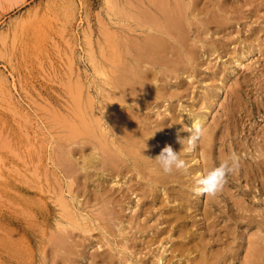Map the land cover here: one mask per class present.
<instances>
[{
  "label": "rangeland",
  "instance_id": "obj_1",
  "mask_svg": "<svg viewBox=\"0 0 264 264\" xmlns=\"http://www.w3.org/2000/svg\"><path fill=\"white\" fill-rule=\"evenodd\" d=\"M108 1L113 7L110 6V4L106 0H0V264H63V261L64 264H89V262L90 264H122V262H125L124 260L127 259H129L133 264H157L158 255L167 256L168 262H164L163 264H177V262H179L178 264H184L186 258L175 255V252L171 253L169 249L171 248L172 243H174L175 245L179 244L176 246L177 248H179L184 244L186 239H189L190 243H192V246L194 243H196L198 246L197 250L193 251L194 253L192 252L190 254V257H192L193 254H196L197 256V254L200 252L199 248L202 246L204 248L206 246V249H204V251L211 248L212 251H215L216 248H222L221 250H223V248L225 247L224 253L221 255L223 256L226 255V252L227 254H229L232 253V250H236L235 248L236 246H238L236 244H241L237 249L239 254L235 255L236 258H234L231 263L239 264L244 258L243 253H245V248L247 246L245 245L247 244V237L249 238L252 232L254 233L255 231L254 234L256 236H260L261 241L264 238V235H261L264 233H258L264 232V182L262 183V180L264 181V56H262L264 55V0H192L194 2L190 3V9L192 13L194 11V14H196V16L193 18L194 24L190 25L191 30L189 33L190 45L194 44L197 46L195 51L196 53L194 54L193 66H191L189 70L184 71L185 73H178V75L173 76L170 79H168L167 76L164 75L162 80H166L164 81L165 84L158 83L159 85H162L161 94L158 96L149 95V98L151 100H149L148 98V100L145 102V105L141 104L140 110V115L142 117L141 124H147L150 126L155 124V121L158 122L161 127L158 126L160 128L155 131L154 136L157 138V140H159L162 148L165 145H177L178 147H175L177 149V152H179L180 156L184 160H186L188 166L186 170H177L178 177H181H179L176 182H168L167 186L165 187H156V191L153 192L152 195L145 194L144 196H140V194H138L139 190L131 192L128 187L129 184L132 186L137 185L138 181H140L141 179L138 180V177L130 174V172L128 173V175H125L124 173L125 181L120 182L121 180L118 179L120 184L116 185L112 183L113 179H109L107 169H101V167L99 168L105 173L104 180L101 182L100 186L101 188L104 186V189H98L99 185L93 177V169H98V167H80L82 155H87L90 150V141H88V143L86 142V145H83L82 143V145H80L79 142L71 144L72 150H74V153L72 152V159L74 161L73 164H75L73 165V167H67L68 169H66V166H64V164L61 165V163L64 162H61L60 154H62V150L64 151V149L68 147L65 144V135L68 132V129H66V126L63 124V119L67 121L68 119L69 121L73 120V116L70 115H72L74 108H76V106H74L75 102L73 101V98H75L74 95H77V91L80 90L78 92L79 95L77 96L82 97L80 99L82 100L83 104L92 101L94 114L99 112L97 110V107L102 103H106L105 101H108L105 98L106 90L103 89H107L108 87L107 85H105L106 83L104 81V75L110 76L112 74L110 72H112L113 66L108 57V52L110 50L109 45L111 44V40L115 38L122 42H127L126 44L132 47H130L131 49H129V52L130 50L131 52L135 51L134 46H132L133 44L130 43L131 40L136 43H141L140 41H142V33L144 32L142 27L139 26L141 21L139 19H137V21L136 18H134L139 9L133 7L134 5L129 6V0ZM112 1L114 5L112 4ZM131 1L132 0H130V2ZM201 1H203L205 4L203 2L201 3ZM120 3H122L121 5L124 8L121 7ZM135 3L136 2H134V4ZM115 4H117L118 6H115ZM140 5L141 4H139V6ZM208 6L210 7L208 8ZM126 7H130V10H128V8ZM114 8L117 10H114ZM120 9L121 11H118ZM127 14L128 16L130 15V19L126 16ZM213 14H217L219 17H227L230 24L226 28L219 29L213 22H207V17ZM119 17H121V19ZM201 20L203 21V23H201ZM246 20H248L249 22ZM135 23H138V25H136ZM127 24H129V26ZM196 24L197 26H195ZM245 25L249 28L245 27ZM87 26L89 29L87 28ZM103 26L108 29V32L106 31V28H103ZM99 28H103V30H100ZM197 28H199V30ZM111 29L114 31H111ZM236 29L238 31H236ZM91 30L94 34L92 32H89ZM139 30L141 31L140 33ZM258 31L260 33H258ZM123 32L128 36H126L127 38L125 37V34ZM90 33H92V35H90ZM135 33L139 34L138 36H135L138 38L137 41L139 42L136 41L135 37H132L135 35ZM201 33H203L204 36ZM260 34L262 37L260 36ZM102 35H107V37H103ZM87 36H89L91 42L89 39V41L87 40ZM194 36L196 39L194 38ZM225 40L226 42H224ZM96 41L97 44L95 43ZM85 42L87 44L89 43L88 45H90V47L93 49V52L90 53V47H88ZM99 43L102 44V49L100 48L101 44ZM200 44H202V46ZM98 45L100 49L97 48ZM100 50L102 53L100 52ZM260 52L263 53L261 54ZM99 53L101 55H99ZM254 53L256 54V56H254ZM218 54L219 56H217ZM88 56H90L91 58ZM205 57H207L208 59ZM233 57H237L240 60V63L234 62ZM198 58L200 60H198ZM249 58L254 59L251 60ZM92 59L93 62L91 61ZM89 61L92 62V65ZM255 62L256 64H254ZM94 63L98 64H95L96 66H94ZM92 66L93 68L91 69ZM145 66L148 65L145 64ZM93 69L95 70L93 71ZM96 71L99 73L97 74ZM77 73L79 74L77 75ZM260 73L262 74L260 75ZM75 76H77V79H75ZM79 76L81 77V80ZM99 77L103 81L99 80ZM258 78L261 79L259 80ZM89 81L91 82V84H89ZM87 83L89 84V86L87 85ZM183 86H185V88H183ZM88 89H90L91 91ZM68 103H70V105ZM61 108H64L68 113L66 111H63L64 109L62 110ZM165 108L166 111L164 110ZM67 109H70V111ZM169 109L170 111H168ZM52 111H54L55 113ZM48 112L52 113L50 114ZM61 114L64 117H61ZM203 116L204 119L201 124L203 125V127L205 126L206 129L204 130L208 132L210 131L212 134V139L209 140V143L207 145H210L209 147L211 149V163L208 164V166H210H207L206 169L219 163V161L223 159L222 157H225L232 151H234L240 157L239 167L234 172L226 176V181L223 189L214 197H211L212 200L211 198L206 199V195L199 196L192 191L195 178L199 176L198 172H200L201 174V172L204 170V168L200 167L199 171H196L197 166L202 161V156L200 155L202 146L201 144H199V142L201 143V139L196 143L195 147L191 151L186 152L184 150L187 147L185 140L191 134L188 130L190 129V119L192 117H194L195 119H200ZM61 118L62 120H60ZM61 121H63V123ZM172 125L173 127H171ZM60 126L62 127L60 128ZM233 126L235 128H233ZM241 129H243V132H241ZM249 132L250 134L253 133V135H249ZM256 136L258 137V139L256 138ZM242 138H245L244 141ZM254 138L255 140H258V146L255 143ZM251 140L253 141V143L251 142ZM237 147L238 149H236ZM258 147L260 148V150ZM251 150H253V152ZM252 157L254 158V161ZM197 158L200 161L198 160L197 162H195L194 160ZM248 162L250 163L251 168ZM260 162L263 164H261ZM241 164H243V168ZM75 166L78 167L75 168ZM246 166L248 167L245 169ZM70 168L71 171L69 170ZM84 169L87 173L84 171ZM65 172H68L67 175ZM69 172H73L71 173L72 175ZM129 176L131 177V179ZM75 178H77L78 180H76ZM117 178L118 177H116L115 179ZM69 181L70 183H68ZM190 182L192 183V185ZM226 182L228 185L226 184ZM176 188L177 190H175ZM115 190H118V192ZM65 191H67V193ZM89 191L91 194L89 193ZM103 191L104 193L102 194V196L100 195L96 198V194H101V192ZM121 191L125 192V194ZM227 192H229L230 195L229 193L226 194ZM244 193H246L247 196ZM177 194L184 196L185 202H188L187 209L180 208L181 216L178 218L179 221L177 219H175L174 221L171 220L172 215H169L167 210L169 209V205L170 208L172 207V204H168V201L172 196H177ZM85 195L87 198L85 197ZM57 196L61 201H58ZM80 196H82L84 199ZM108 197L110 198L109 200ZM113 197L116 200H114ZM215 197L219 198L216 199ZM244 198H246L245 201ZM62 199L66 202L65 204L67 205V207L72 208L78 216L81 214L80 217H85L86 219L84 221L88 220L87 222L89 223V226L92 225L93 229V231L91 229L89 230V234H86L88 233V231L83 233L77 230L75 232L76 236L72 240H70L71 238H69V242L66 241L67 246H72L69 250L70 253H68V250H60V243L58 241L56 243L55 240L56 237L60 238V233L63 231L61 225L65 221V217L62 216L64 215ZM93 200L95 203L93 202ZM110 200L112 201L110 202ZM85 201L86 203H84ZM60 202L61 204L59 205ZM238 203H241L240 206H243V208L246 206L245 209L243 210L241 207H238ZM87 204H89L90 206ZM95 204L96 206H93ZM125 205H127L126 208ZM233 205L235 207H233ZM85 206H88V208ZM91 206H93V209L90 208ZM117 206L119 207V210L117 209ZM111 207L115 211V218L119 217V219H123L124 221V226L126 228L124 229L123 233H119L117 227L114 226V221H116L115 219L111 218L108 220L107 217H104V220L102 221L103 218L100 215H105L106 211L111 209ZM204 207H206V209H208V211L212 213V217L209 218V220L205 219L202 216L201 211ZM97 209L99 211H93ZM213 210L215 211V213H213ZM88 211H91L90 213H92V216ZM225 211L226 213H224ZM261 212H263V214ZM242 214L246 215L241 216ZM53 215L56 217L54 218ZM106 215L112 216L113 214L107 213ZM256 216L259 217L255 218ZM88 217H91V219L89 220ZM96 218L99 221H95ZM244 218L246 219L244 220ZM143 219H146V221H144ZM232 219L234 220V222ZM211 221H215V224H213V226H211L210 224ZM101 223H104V225L102 226ZM105 223L109 224L110 228H108L109 226H107V224ZM208 227L211 228V233L210 231H208ZM246 227L249 229H247ZM178 229L186 232V236L180 235L177 237L179 231ZM56 230H58L59 232ZM235 231L236 233H234ZM54 234L59 235L54 237ZM221 234H223V236ZM107 235L109 236V238H107ZM226 235L228 236L227 238ZM79 238L80 240H78ZM220 239H222V241ZM46 240L49 242H47ZM72 242H74V244ZM226 242H228L229 244ZM117 243H119L118 246ZM150 243L151 247L149 246ZM52 244L55 246H53ZM232 244H234L235 246ZM126 245L129 247L125 248ZM231 245L234 247H232ZM52 248H54L53 250L57 249V251L55 250L54 252ZM163 248H168L167 253L162 252ZM58 251L62 255H60ZM42 253L43 255L40 256V254ZM52 253L57 256L53 257L54 255ZM118 256L120 257V259L118 258ZM50 257H53L57 261H54V259ZM43 258H45V261L43 260ZM69 258L72 260V262H70ZM93 259L94 261H92Z\"/></svg>",
  "mask_w": 264,
  "mask_h": 264
},
{
  "label": "bare ground",
  "instance_id": "obj_2",
  "mask_svg": "<svg viewBox=\"0 0 264 264\" xmlns=\"http://www.w3.org/2000/svg\"><path fill=\"white\" fill-rule=\"evenodd\" d=\"M108 3L109 1L106 0ZM115 1V0H114ZM118 1V0H117ZM191 1V2H190ZM204 1V0H203ZM201 1V3L203 2ZM210 1V0H209ZM250 1V0H249ZM258 1V0H257ZM134 2H136L134 4ZM194 1L192 0H132L129 3V6H133L135 8H138L139 11L138 13L135 14L134 11V18L139 19L140 24L139 26L142 27L143 29V36L141 38L142 41H140L141 43H136L134 41H130L131 44H133L132 46H134L135 51L134 52H129V49H131L132 47L130 45H127V42H122L118 39H112L111 40V46L109 45V52H108V57L109 60L112 64V73L110 76H105V85H107V89H103L106 90V99L108 101H105L106 103H102L97 107V110L99 112L95 113L93 112V103L92 101L88 102V103H84L82 102V100L77 95L78 92L77 91V95H74L75 98H73L76 108H74V111L72 113L73 116V120L68 121L64 120L61 121L65 126L66 129H68V132L65 135L66 141L65 144L66 146H68L67 148L64 149V151L62 150V154L61 155V162L63 161L64 163H61V165L64 164V166H66V169H68L67 167H73V159H72V154L74 153L71 147V144L75 143V142H79L80 145H86V142L88 143V141H90V150L87 153V155H82L81 158V164H80V160H79V164L80 167H98V169H93L94 173H93V177L94 180L97 181L98 189L101 188L100 184L101 182L104 180V173L103 169H107V174L109 176V179H113L112 183L119 185L120 182H124L125 181V175H128V173L130 172V174H133L135 177H138V180L141 179L140 181H138L137 185H130L129 184V189L131 190V192L137 191L139 190L140 196H144L145 194L147 195H152L153 192L156 191V187H161V186H167V183L169 182H173V181H177L179 177H178V171L176 169H173L172 172L170 173H164L158 163L156 162V160L154 159V157L159 154V152L162 149V145L159 143V140H157V138L154 136L155 131L158 130V128H160V124L158 122L155 121V124L153 125H143L141 124V115H140V110H141V104L145 105V102L148 100L149 95H153V96H158L161 94V86L158 83H162L165 84L164 81L166 80H162L163 76H167L168 79H170L173 76L178 75V73L183 74L184 71H187L191 68V66H193L194 63V54L196 53V45H190L189 42V33H190V25H193V18L196 16V14H194V11L192 13L190 7L191 4ZM263 2V1H261ZM199 3V2H197ZM204 3V2H203ZM211 3V2H210ZM216 3V2H215ZM110 4V3H109ZM113 4V1H112ZM122 3H120L121 5ZM139 4H141L139 6ZM194 4V3H193ZM205 4V3H204ZM257 4V3H256ZM114 5V4H113ZM125 5V4H124ZM201 5V4H199ZM221 5V2H220ZM262 5V4H261ZM110 6H112L110 4ZM115 6H118L117 4H115ZM205 6V5H204ZM101 7V6H100ZM113 7V6H112ZM120 7V6H119ZM122 7V5H121ZM207 7V5H206ZM210 6H208L209 8ZM218 7V6H217ZM110 8V7H109ZM124 8V7H122ZM128 8V7H126ZM130 8V7H129ZM128 8V10H130ZM193 8V7H192ZM202 8V7H201ZM222 8V7H221ZM226 8V7H224ZM111 9V8H110ZM108 9V10H110ZM137 9V10H138ZM197 9V8H196ZM200 9V8H198ZM229 9V8H228ZM234 9V8H233ZM107 10V11H108ZM114 10H117L114 8ZM123 10V9H122ZM127 10V9H126ZM213 10V9H212ZM261 10V9H259ZM102 11V10H101ZM118 11H121L118 10ZM197 11V10H195ZM219 11V10H218ZM217 11V12H218ZM228 11V10H227ZM111 12V11H110ZM126 12V11H125ZM233 12V11H232ZM235 12V11H234ZM133 13V11H132ZM201 13V12H200ZM214 13V12H213ZM229 13V12H228ZM236 13V12H235ZM262 13V12H261ZM115 14V13H114ZM120 14V12H119ZM126 14V13H125ZM123 15V13H122ZM201 15V14H200ZM224 15V14H223ZM129 19L131 18L130 15L128 16V14L126 15ZM233 16V15H232ZM264 16V15H263ZM121 19V17H119ZM133 18V17H132ZM260 18V17H259ZM199 19V18H198ZM244 19V18H243ZM246 19V18H245ZM248 19V18H247ZM262 19V17H261ZM195 20V19H194ZM200 20V19H199ZM235 20V18H234ZM138 21V20H137ZM202 21V20H201ZM200 21V22H201ZM231 21V19H230ZM248 21V20H246ZM107 22V21H106ZM207 22H213L215 24V26H217L219 29L220 28H226L230 22L228 21V18L225 16H218L217 14H213L209 17H207ZM233 22V21H232ZM249 22V21H248ZM260 22V21H259ZM128 23V22H127ZM134 23V22H133ZM203 23V21L201 22ZM253 23V22H252ZM101 24V23H100ZM103 24V23H102ZM106 24V23H105ZM108 24V23H107ZM136 24V23H135ZM256 24V23H255ZM263 24V23H262ZM129 26V24H127ZM133 25V24H132ZM138 25V23L136 24ZM110 26V25H109ZM108 26V27H109ZM197 26V24L195 25ZM234 26V25H233ZM249 26V25H248ZM262 26V25H259ZM235 27V26H234ZM240 27V26H239ZM245 27H247L245 25ZM88 28V26H87ZM103 28L105 29L106 27L103 26ZM103 28H101L103 30ZM111 28V27H110ZM118 28V27H117ZM130 28V27H129ZM132 28V27H131ZM139 28V27H138ZM242 28V27H241ZM249 28V27H247ZM253 28V27H252ZM89 29V28H88ZM100 29V28H99ZM100 29V30H101ZM107 29V28H106ZM199 30V28H197ZM264 29V28H263ZM98 30V29H97ZM110 30V29H109ZM124 30V29H123ZM254 30V29H253ZM94 31V30H93ZM108 32V29L106 30ZM111 31H114L111 29ZM134 31V30H133ZM132 31V32H133ZM222 31V30H221ZM220 31V32H221ZM233 31V30H232ZM236 31H238L236 29ZM264 31V30H263ZM89 32H92L89 31ZM135 32V31H134ZM141 31L139 30V33ZM207 32V31H205ZM218 32V31H217ZM216 32V33H217ZM234 32V31H233ZM246 32V30H245ZM249 32V31H248ZM247 32V33H248ZM93 33V32H92ZM92 33H90V35H92ZM99 33V32H98ZM112 33V32H111ZM124 33V32H123ZM122 33V34H123ZM196 33V32H195ZM209 33V32H208ZM215 33V32H214ZM251 33V32H250ZM258 33H260L258 31ZM94 34V33H93ZM125 34V33H124ZM194 34V33H193ZM203 34V33H201ZM219 34V33H218ZM221 34V33H220ZM254 34V33H253ZM264 34V33H263ZM97 35V34H96ZM112 35V34H111ZM110 35V36H111ZM138 36L139 34H136L132 37ZM141 35V34H140ZM206 35V34H205ZM258 35V34H257ZM98 36V35H97ZM103 37H107V35H102ZM101 36V37H102ZM127 35L125 34V37ZM204 36V34H203ZM209 36V34H208ZM213 36V34H212ZM220 36V35H219ZM229 36V35H228ZM261 36V34H260ZM99 37V36H98ZM123 37V36H121ZM128 37V36H127ZM126 37V38H127ZM231 37V35H230ZM262 37V36H261ZM195 38V36H194ZM89 39V36H87V40ZM92 39V38H91ZM105 39V38H104ZM103 39V41H104ZM136 41L138 40L137 37H135ZM191 39V38H190ZM196 39V38H195ZM203 39V38H202ZM214 39V38H213ZM230 39V38H229ZM249 39V38H248ZM263 39V38H262ZM90 40V39H89ZM88 40V41H89ZM101 40V39H100ZM106 40V39H105ZM125 40V39H123ZM206 40V39H205ZM109 41V40H108ZM191 41V40H190ZM195 41V40H194ZM193 41V42H194ZM217 41V40H216ZM222 41V40H221ZM252 41V40H251ZM263 41V40H262ZM91 42V40H90ZM94 42V41H93ZM107 42V41H106ZM110 42V41H109ZM139 42V41H137ZM213 42V41H212ZM226 42V40L224 41ZM84 43V42H83ZM86 43V42H85ZM97 44V41L95 42ZM105 43V41H104ZM203 43V42H202ZM210 43V42H209ZM214 43V42H213ZM212 43V44H213ZM87 44V43H86ZM89 44V43H88ZM87 44V45H88ZM101 44V43H99ZM103 44V42H102ZM102 44L100 45V48L102 46ZM231 44V43H230ZM250 44V42H249ZM107 45V43H106ZM202 46V44H200ZM204 45V44H203ZM218 45V44H217ZM200 46V47H201ZM219 46V45H218ZM234 46V45H233ZM231 46V47H233ZM262 46V45H260ZM259 46V47H260ZM88 47H90V45H88ZM95 47V46H94ZM106 47V46H105ZM131 47V48H130ZM214 47V46H213ZM216 47V46H215ZM236 47V46H235ZM251 47V46H250ZM99 48V45L98 47ZM99 48V49H100ZM204 48V46H203ZM202 48V49H203ZM102 49V48H101ZM198 49V48H197ZM207 49V48H206ZM220 49V48H219ZM86 50V49H85ZM88 50V49H87ZM93 49L90 47V53L93 52ZM105 50V49H104ZM107 50V49H106ZM200 50V49H199ZM208 50V49H207ZM98 51V50H97ZM198 51V50H197ZM254 51V50H253ZM260 51V49H259ZM88 52V51H87ZM101 52V50H100ZM107 52V51H106ZM199 52V51H198ZM217 52V51H216ZM238 52V51H236ZM245 52V51H244ZM95 53V52H94ZM102 53V52H101ZM130 53V54H127ZM219 53V52H218ZM243 53V52H242ZM261 54L263 52H260ZM96 54V53H95ZM255 54V53H254ZM74 55V54H73ZM85 55V54H83ZM99 55H101L99 53ZM103 55V54H102ZM105 55V53H104ZM129 55V57H128ZM221 55V54H220ZM243 55V54H241ZM91 56V55H90ZM88 56V57H90ZM219 56V54L217 55ZM224 56V55H222ZM249 56V55H248ZM256 56V54L254 55ZM264 56V55H262ZM84 57V56H83ZM99 57V56H96ZM212 57V56H211ZM210 57V58H211ZM253 57V56H252ZM91 58V57H90ZM196 58V56H195ZM207 58V57H205ZM204 58V59H205ZM223 58V57H222ZM264 58V57H263ZM262 58V59H263ZM208 59V58H207ZM246 59V58H245ZM251 59V58H249ZM254 58H252L251 60H253ZM98 60V58H97ZM103 60V58H102ZM105 60V59H104ZM108 60V59H107ZM197 60V59H196ZM198 60H200L198 58ZM228 60V59H227ZM226 60V62H227ZM83 61V60H82ZM93 62V59L91 60ZM106 61V60H105ZM203 61V59H202ZM211 61V60H210ZM233 61L236 63H240V60L237 57H233ZM248 61V60H247ZM259 61V60H258ZM257 61V62H258ZM73 62V61H72ZM84 62V61H83ZM90 62V61H89ZM92 62H90V64L92 65ZM108 62V61H107ZM197 62V61H196ZM219 62V61H218ZM263 62V61H262ZM99 63V62H98ZM98 63H94V66H96L95 64ZM204 63V62H202ZM248 63V62H247ZM260 63V62H259ZM75 64V63H74ZM85 64V63H84ZM101 64V63H100ZM104 64V63H102ZM145 64H147L148 66H145ZM235 64V63H233ZM253 64V63H252ZM256 64V62L254 63ZM199 65V64H198ZM231 65V64H230ZM84 66V65H83ZM104 66V65H102ZM110 66V65H109ZM259 66V65H258ZM86 67V66H85ZM108 67V66H107ZM198 67V66H197ZM67 68V67H66ZM77 68V67H76ZM75 68V69H76ZM93 68V66L91 67V69ZM100 68V67H99ZM104 68V67H102ZM106 68V67H105ZM194 68V67H193ZM233 68V67H232ZM90 69V71H91ZM199 69V68H198ZM197 69V70H198ZM80 70V69H79ZM87 70V69H86ZM95 69H93L94 71ZM111 70V69H110ZM236 70V69H235ZM78 71V70H77ZM99 71V70H97ZM96 71V72H97ZM101 71V69H100ZM106 72V71H104ZM199 72V71H198ZM238 72V71H237ZM73 73V72H72ZM99 72H97L98 74ZM102 73V72H101ZM108 73V72H107ZM185 73V72H184ZM192 73V71H191ZM205 73V72H204ZM79 73H77L78 75ZM83 74V73H82ZM89 74V72H88ZM195 74V73H194ZM201 74V73H200ZM231 74V73H230ZM234 74V73H233ZM262 73H260L261 75ZM75 75V74H74ZM95 75V74H94ZM93 75V76H94ZM102 75V74H101ZM202 75V74H201ZM217 75V74H216ZM66 76V75H65ZM82 76V75H81ZM86 76V75H85ZM89 76V75H88ZM92 76V75H91ZM249 76V75H248ZM252 76V75H251ZM263 76V75H262ZM77 79V76H75ZM80 77V76H79ZM206 77V76H205ZM246 77V76H245ZM255 77V76H254ZM92 78V77H90ZM89 78V80H90ZM100 78V77H99ZM213 78V77H212ZM67 79V77H66ZM217 79V78H216ZM234 79V78H233ZM237 79V78H236ZM259 79V78H258ZM261 79V78H260ZM259 79V80H260ZM6 80V79H4ZM81 80V77H80ZM83 80V79H82ZM87 80V79H86ZM94 80V79H93ZM92 80V81H93ZM101 80V78L99 79ZM205 80V79H204ZM235 80V79H234ZM71 81V80H70ZM84 81V80H83ZM103 81V80H101ZM159 81V82H158ZM178 81V79H177ZM181 81V80H180ZM185 81V80H184ZM208 81V80H207ZM218 81V80H217ZM228 81V80H227ZM262 81V80H261ZM75 82V81H73ZM78 82V81H77ZM82 82V81H80ZM85 82V81H84ZM90 82V81H89ZM182 82V81H181ZM204 82V81H203ZM251 82V81H250ZM256 82V81H255ZM11 83V82H10ZM95 83V82H94ZM102 83V82H101ZM205 83V82H204ZM235 83V82H234ZM69 84V81H68ZM91 84V82L89 83ZM89 84L87 83V85L89 86ZM96 84V83H95ZM189 84V83H188ZM195 84V83H194ZM229 84V83H228ZM231 84V82H230ZM66 85V84H65ZM71 85V84H70ZM77 85V83H76ZM99 85V84H98ZM104 85V84H102ZM186 85V84H185ZM244 85V84H242ZM256 85V84H255ZM258 85V84H257ZM64 86V85H63ZM82 86V83H81ZM84 86V84H83ZM95 86V85H94ZM181 86V85H180ZM197 86V85H196ZM232 86V85H231ZM247 86V85H246ZM71 87V86H70ZM99 87V86H98ZM198 87V86H197ZM201 87V86H200ZM65 88V87H64ZM63 88V89H64ZM82 88V87H81ZM84 88V87H83ZM86 88V87H85ZM89 88V87H87ZM94 88V87H93ZM180 88V87H179ZM183 88H185V86H183ZM228 89V88H227ZM230 89V88H229ZM251 89V88H250ZM66 90V89H65ZM84 90V89H83ZM81 90V91H83ZM90 90V89H88ZM93 90V89H92ZM182 90V89H181ZM185 90V89H184ZM189 90V89H188ZM222 90V89H221ZM91 91V90H90ZM227 91V90H226ZM237 91V90H236ZM255 91V90H254ZM71 92V91H70ZM238 92V91H237ZM81 93V92H80ZM98 93V92H97ZM100 93V92H99ZM174 93V91H173ZM184 93V92H183ZM188 93V92H187ZM73 94V93H72ZM92 94V93H90ZM89 94V95H90ZM70 95V94H69ZM82 95V94H81ZM80 95V96H81ZM88 95V96H89ZM98 95V94H97ZM168 95V94H167ZM192 95V94H191ZM220 95V94H219ZM66 96V95H65ZM68 96V95H67ZM84 96V95H83ZM105 96V95H104ZM185 97V96H184ZM248 97V96H247ZM66 98V97H65ZM70 98V96H69ZM91 98V97H90ZM100 98V97H99ZM152 98V97H151ZM179 98V97H178ZM182 98V97H181ZM186 98V97H185ZM88 99V98H87ZM162 99V98H161ZM187 99V98H186ZM189 99V98H188ZM195 99V98H194ZM67 100V99H66ZM93 100V99H92ZM105 100V99H104ZM149 100H151L149 98ZM185 100V99H184ZM192 100V99H191ZM84 101V100H83ZM165 101V100H164ZM175 101V100H174ZM178 101V100H176ZM243 101V100H242ZM63 102V101H61ZM69 102V101H68ZM152 102V101H151ZM156 102V101H155ZM161 102V101H160ZM166 102V101H165ZM194 102V101H193ZM196 102V101H195ZM250 102V101H249ZM98 103V102H97ZM203 103V102H202ZM217 103V102H216ZM259 103V102H258ZM64 104V103H63ZM70 105V103H68ZM95 104V103H94ZM155 104V103H154ZM159 104V103H158ZM189 104V103H188ZM261 104V103H260ZM166 105V104H165ZM199 105V104H198ZM217 105V104H216ZM215 105V106H216ZM236 105V104H235ZM68 106V105H67ZM72 106V104H71ZM187 107V106H186ZM200 107V106H199ZM43 108V106H42ZM67 108V107H65ZM72 108V109H73ZM160 108V107H159ZM168 108V107H167ZM204 108V107H203ZM214 108V107H213ZM49 109V108H48ZM62 109V108H61ZM64 109V108H63ZM62 109V110H63ZM177 109V108H176ZM205 109V108H204ZM53 110V109H52ZM58 110V109H56ZM70 111V109H67ZM166 111V108L164 109ZM206 110V109H205ZM216 110V109H215ZM49 111V110H48ZM61 111V110H60ZM63 111H66L65 109ZM170 111V109L168 110ZM172 111V110H171ZM185 111V110H184ZM258 111V110H257ZM54 112V111H52ZM52 112H48V113H52ZM67 112V111H66ZM263 112V111H262ZM47 113V114H48ZM55 113V112H54ZM62 113V112H61ZM68 113V112H67ZM149 113V112H148ZM153 113V112H152ZM159 113V112H158ZM145 114V113H144ZM155 114V112H154ZM170 114V113H169ZM219 114V113H218ZM226 114V113H225ZM49 115V114H48ZM60 115V114H59ZM66 115V114H65ZM153 115V114H152ZM201 115V114H200ZM264 115V114H263ZM53 116V115H52ZM56 116V115H55ZM63 115L61 114V117ZM67 116V115H66ZM69 116V115H68ZM157 116V115H156ZM186 116V115H185ZM260 116V115H259ZM42 117V116H41ZM50 117V116H49ZM64 117V116H63ZM77 117V119H76ZM146 117V116H145ZM164 117V115H163ZM257 117V116H256ZM71 118V117H70ZM72 119V118H71ZM164 119V118H163ZM204 116L202 118H197L195 119L194 117H192L189 121V126L191 128V125L193 122L195 121H199L200 123L203 122ZM237 119V118H236ZM57 120V119H56ZM62 120V118L60 119ZM169 120V119H168ZM248 120V119H247ZM246 120V121H247ZM163 121V120H162ZM54 122V121H51ZM59 122V121H58ZM165 122V121H164ZM167 122V121H166ZM255 122V121H254ZM169 123V122H168ZM167 123V124H168ZM239 123V122H238ZM242 123V122H241ZM249 123V122H248ZM252 123V122H251ZM44 124V123H43ZM56 124V123H55ZM58 124V123H57ZM164 124V123H163ZM224 124V123H222ZM52 125V124H50ZM54 125V124H53ZM162 125V124H161ZM250 125V124H249ZM160 126V127H158ZM165 126V125H163ZM222 126V125H221ZM232 126V125H231ZM260 126V125H259ZM55 127V126H54ZM62 126H60L61 128ZM64 127V126H63ZM169 127V125H168ZM173 127V125L171 126ZM52 128V127H51ZM164 128V127H163ZM204 129L205 126L203 127ZM223 128V127H222ZM233 128H235L233 126ZM56 129V128H55ZM258 129V128H257ZM263 129V128H262ZM62 130V129H61ZM64 130V128H63ZM229 130V128H228ZM237 130V129H236ZM243 129H241V132ZM254 130V129H253ZM221 131V130H220ZM239 131V130H238ZM249 131V130H248ZM247 131V132H248ZM66 132V131H65ZM164 132V131H163ZM170 132V131H169ZM168 132V133H169ZM237 132V131H236ZM257 132V131H256ZM56 133V132H55ZM62 133V132H60ZM59 133V134H60ZM178 133V132H177ZM263 133V132H262ZM173 134V133H172ZM241 134V133H240ZM244 134V133H243ZM242 134V135H243ZM248 134V133H247ZM253 135V133H251ZM249 132V135H251ZM258 134V133H257ZM260 134V133H259ZM169 135V134H168ZM185 135V134H184ZM234 135V133H233ZM236 135V134H235ZM241 135V136H242ZM251 135V136H252ZM58 136V135H57ZM212 134L209 131L204 130L203 135L201 137V143L199 142V144H201L202 146V151L201 152V158L202 161L199 163V165L196 168V171H199V168L202 167L204 168V170L206 169V167L208 166V164H210V154H211V149H210V145H208L209 140L212 139L211 138ZM245 136V135H244ZM262 136V135H261ZM254 137V136H253ZM64 138V139H65ZM186 138V136H185ZM223 138V137H222ZM256 138L258 139V137L256 136ZM260 138V135H259ZM243 139V138H242ZM245 139V138H244ZM243 139V141H244ZM251 139V138H250ZM59 140V139H58ZM62 140V139H60ZM170 140V139H169ZM226 140V139H225ZM248 140V139H247ZM255 140V138H254ZM64 141V140H63ZM167 141V140H166ZM258 140H255V143L257 144ZM175 142V140H174ZM251 142L253 143V141L251 140ZM59 143V142H58ZM82 143V144H81ZM225 143V142H224ZM62 144V142H61ZM78 144V143H77ZM163 144V143H162ZM168 144V143H167ZM178 144V143H177ZM218 144V143H217ZM242 144V143H240ZM246 144V143H245ZM10 145V144H9ZM259 144H257L258 146ZM65 146V147H66ZM177 146V145H176ZM176 146H171V148L177 152V149L175 148ZM200 146V147H201ZM238 146V145H237ZM240 146V145H239ZM248 146V145H247ZM255 146V145H254ZM256 146V147H257ZM178 147V146H177ZM253 147V144H252ZM260 147V146H259ZM258 147V148H259ZM264 147V145H263ZM64 148V147H63ZM82 148V146H81ZM250 148V147H249ZM261 148V147H260ZM259 148V150H260ZM61 149V147H60ZM182 149V147H181ZM214 149V148H212ZM218 149V148H217ZM226 149V147H225ZM238 149V147L236 148ZM242 149V148H241ZM254 149V148H252ZM29 150V149H28ZM250 150V149H249ZM257 150V148H256ZM255 150V151H256ZM258 150V151H259ZM262 150V149H261ZM179 151V149H178ZM253 152V150H251ZM73 152V153H72ZM194 152V151H193ZM234 152V151H232ZM257 152V151H256ZM260 152V151H259ZM258 152V153H259ZM244 153V152H243ZM261 153V152H260ZM51 154V153H50ZM59 154V153H58ZM82 154V153H81ZM59 155V156H60ZM225 155V154H224ZM242 155V154H241ZM249 155V153H248ZM260 155V154H257ZM197 157V156H196ZM214 157V156H213ZM251 157V155H250ZM258 157V156H257ZM263 157V156H261ZM80 158V157H79ZM218 158V157H217ZM224 158V157H222ZM240 158V157H239ZM253 158V157H252ZM260 158V157H259ZM264 158V157H263ZM78 159V158H77ZM76 159V160H77ZM246 159V158H245ZM75 160V161H76ZM199 159H195L194 161L197 162ZM214 160V159H213ZM263 160V159H262ZM186 161V160H185ZM200 161V160H199ZM248 161V160H246ZM254 161V158H253ZM259 161V160H258ZM194 162V163H195ZM250 162V161H249ZM248 162V163H249ZM77 163V162H76ZM257 163V162H256ZM261 163V162H260ZM259 163V164H260ZM76 164V165H79ZM187 164V163H186ZM198 164V163H197ZM240 164V163H239ZM244 164V163H243ZM241 164V166L243 165ZM263 164V163H261ZM56 166V165H55ZM188 166V165H187ZM210 166V165H209ZM208 166V167H209ZM249 166L251 168V165L249 163ZM257 166V164H256ZM259 166V165H258ZM78 166H75V168H77ZM101 167V169L99 168ZM248 166L245 167V169ZM243 168V166H242ZM260 168V167H259ZM262 168V167H261ZM264 168V167H263ZM262 168V169H263ZM83 169V168H82ZM90 169V168H89ZM64 170V169H63ZM71 171V168L69 169ZM73 170V169H72ZM80 170V169H79ZM92 170V169H91ZM192 170V169H191ZM85 171V169H84ZM242 171V170H241ZM81 172V171H80ZM86 172V171H85ZM92 172V171H91ZM243 172V171H242ZM259 172V171H258ZM262 172V171H261ZM66 173V172H65ZM64 173V174H65ZM68 173V172H67ZM66 173V175H67ZM70 173V172H69ZM73 173V172H71ZM70 173V174H71ZM87 173V172H86ZM89 173V172H88ZM125 173V175H124ZM181 173V172H180ZM184 173V172H183ZM252 173V172H251ZM83 174V173H82ZM255 174V173H254ZM63 175V174H62ZM72 175V174H71ZM76 175V174H75ZM89 175V174H88ZM181 175V174H180ZM198 175H200V172H198ZM252 175V174H251ZM131 176V175H130ZM129 176V177H130ZM184 176V175H182ZM238 176V175H237ZM260 176V175H259ZM68 177V176H67ZM74 177V174H73ZM116 177H118L117 179H115ZM253 177V176H252ZM62 178V177H61ZM60 178V179H61ZM65 178V177H64ZM263 178V177H262ZM73 179V178H72ZM76 180H78L77 178H75ZM121 180L119 182V180ZM131 179V177H130ZM137 179V178H136ZM62 180V179H61ZM68 180V179H67ZM74 180V179H73ZM84 180V179H83ZM252 180V179H251ZM72 181V180H71ZM109 181V180H108ZM254 181V180H253ZM75 182V181H74ZM77 182V181H76ZM131 182V180H130ZM188 182V181H187ZM236 182V181H235ZM264 181L262 180V183ZM70 183V181L68 182ZM83 183V182H82ZM191 183V182H190ZM62 184V183H61ZM86 184V182H85ZM227 184V182H226ZM75 185V184H74ZM124 185V184H123ZM192 185V183H191ZM228 185V184H227ZM243 185V184H242ZM70 186V185H69ZM81 186V185H79ZM89 186V185H88ZM132 186V187H130ZM173 186V184H172ZM178 186V185H177ZM64 187V186H63ZM71 187V186H70ZM78 187V186H77ZM85 187V186H84ZM90 187V186H89ZM104 187V186H103ZM102 187V188H103ZM109 187V186H108ZM107 187V188H108ZM187 187V186H186ZM227 187V186H226ZM81 188V187H80ZM101 188V189H102ZM163 188V187H162ZM161 188V189H162ZM168 188V187H167ZM174 188V187H173ZM181 188V187H180ZM192 188V187H191ZM230 188V187H229ZM64 189V188H63ZM75 189V188H74ZM78 189V188H77ZM104 189V188H103ZM112 189V188H110ZM117 189V187H116ZM189 189V188H188ZM231 189V188H230ZM234 189V188H233ZM73 190V189H72ZM79 190V189H78ZM97 190V189H96ZM177 190V188L175 189ZM263 190V189H262ZM68 191V190H67ZM67 191H65L67 193ZM82 191V190H81ZM118 192V190H115ZM170 191V189H169ZM174 191V190H173ZM225 191V190H224ZM230 191V190H229ZM232 191V190H231ZM245 191V190H244ZM61 192V191H60ZM69 192V191H68ZM77 192V190H76ZM96 192V191H95ZM106 192V191H105ZM123 192V191H121ZM181 192V190H180ZM24 193V192H23ZM72 193V192H71ZM90 193V191H89ZM88 193V194H89ZM98 193V192H97ZM104 193L101 192V194H96V198L98 196H102V194ZM108 193V192H107ZM125 194V192H123ZM172 193V192H171ZM176 193V192H175ZM224 193V192H223ZM229 192H227L226 194H228ZM234 193V192H233ZM249 193V192H248ZM62 194V193H61ZM75 194V193H74ZM79 194V192H78ZM87 194V195H88ZM91 194V193H90ZM133 194V193H131ZM174 194V193H173ZM180 194V193H179ZM177 194V196H172L170 198V200L167 202L168 204H172V207L170 208V205L168 206L169 209L167 210V212L169 213V215H172V219L174 220L177 219L179 221V217L181 216L180 214V208H184L187 209V202H185L184 200V196ZM187 194V193H186ZM225 194V193H224ZM246 195V193H244ZM64 195V194H63ZM70 195V194H69ZM84 195V194H83ZM109 195V194H107ZM106 195V197H107ZM112 195V194H111ZM230 195V193H229ZM239 195V194H238ZM243 195V194H242ZM65 196V195H64ZM73 196V195H72ZM71 196V197H72ZM92 196V195H91ZM120 196V194H119ZM122 196V195H121ZM127 196V195H126ZM124 196V197H126ZM200 196V195H199ZM218 196V195H217ZM241 196V195H240ZM244 196V195H243ZM247 196V195H246ZM69 197V196H68ZM77 197V195H76ZM82 197V196H80ZM86 197V195H85ZM197 197V196H196ZM211 197L214 196H208L206 195L205 198L209 199ZM235 197V196H234ZM237 197V196H236ZM56 198V197H55ZM58 201L59 197L57 196ZM66 198V197H65ZM74 198V197H73ZM83 198V197H82ZM81 198V199H82ZM87 198V197H86ZM85 198V199H86ZM93 198V197H91ZM90 198V200H91ZM95 198V197H94ZM95 198V199H96ZM100 198V197H99ZM114 198V197H113ZM122 198V197H120ZM143 198V197H142ZM153 198V197H152ZM216 199L219 197H215ZM243 198V197H242ZM249 198V197H248ZM84 199V198H83ZM110 198L108 197V200ZM131 199V198H129ZM140 199V198H139ZM215 199V201H216ZM221 199V198H220ZM224 199V198H223ZM246 198H244L245 201ZM27 200V199H26ZM70 200V199H69ZM72 200V199H71ZM114 200H116L114 198ZM135 200V199H134ZM205 200V199H204ZM212 200V198H211ZM222 200V199H221ZM220 200V201H221ZM236 200V199H235ZM241 200V198H240ZM57 201V202H58ZM81 201V200H80ZM83 201V200H82ZM97 201V200H96ZM112 200H110L111 202ZM121 201V199H120ZM139 201V200H138ZM190 201V200H189ZM198 201V200H197ZM200 201V200H199ZM209 201V200H208ZM214 201V200H213ZM219 201V200H218ZM226 201V200H224ZM231 201V200H230ZM255 201V200H254ZM73 202V201H72ZM94 202V200H93ZM161 202V201H160ZM194 202V201H193ZM206 202V201H205ZM240 202V201H239ZM242 202V200H241ZM247 202V201H246ZM66 202L63 201L62 199V205H63V212H64V216L65 217V221L62 224L60 221L59 224L61 225L62 230L64 231H60V238L56 237L58 235L54 234L56 243L57 241L60 243V250H70L71 247L66 244V241H68L69 238H71L70 240H72L76 235L75 232L77 230L81 231V232H87L86 234H89V230L92 229V225L89 226V223L87 221H84L86 218L85 217H80L81 214L78 216L76 214V212L72 209L67 207V205L65 204ZM70 203V202H69ZM77 203V202H76ZM79 203V202H78ZM83 203V202H82ZM86 203V201L84 202ZM95 203V202H94ZM102 203V201H101ZM107 203V201H106ZM116 203V201H115ZM126 203V202H125ZM204 203V201H203ZM217 203V202H215ZM228 203V202H227ZM61 204V202L59 203V205ZM68 204V203H67ZM74 204V203H73ZM105 204V203H103ZM111 204V203H110ZM143 204V203H142ZM163 204V203H162ZM167 204V205H168ZM231 204V203H230ZM241 203H238V207H241L243 210L245 209V207L243 208V206H240ZM28 205V204H27ZM84 205V204H83ZM89 205V204H87ZM92 205V203H91ZM101 205V204H100ZM115 205V204H114ZM118 205V204H117ZM128 205V204H127ZM125 205V208L126 206ZM192 205V204H191ZM207 205V203H206ZM225 205V204H224ZM235 205V204H234ZM233 205V207H235ZM244 205V203H243ZM248 205V203H247ZM250 205V204H249ZM254 205V204H253ZM58 206V205H57ZM72 206V204H71ZM75 206V205H74ZM73 206V208H74ZM90 206V205H89ZM93 206H96L93 205ZM93 206H91L90 208H92ZM110 206V205H107ZM112 206V205H111ZM119 206V205H118ZM117 206V209L119 210V207ZM133 206V205H132ZM138 206V205H137ZM163 206V205H162ZM161 206V207H162ZM203 206V205H202ZM59 207V206H58ZM88 208V206H85ZM100 207V206H99ZM98 207V208H99ZM116 207V206H115ZM114 207V209H115ZM155 207V206H154ZM164 207V206H163ZM212 207V206H211ZM232 207V206H231ZM82 208V207H81ZM96 208V207H95ZM101 208V207H100ZM128 208V207H127ZM144 208V207H143ZM150 208V207H148ZM197 208V207H196ZM199 208V207H198ZM208 208V207H207ZM230 208V207H229ZM85 209V208H84ZM93 209V208H92ZM104 209V208H103ZM106 209V208H105ZM121 209V208H120ZM221 209V208H220ZM237 209V208H236ZM76 210V209H75ZM89 210V209H87ZM91 210V209H90ZM127 210V209H126ZM130 210V209H129ZM132 210V209H131ZM149 210V209H146ZM189 210V209H188ZM217 210V209H216ZM242 210V211H243ZM253 210V209H252ZM93 211H99L97 210H93ZM103 211V210H102ZM198 211V210H197ZM214 211V210H213ZM246 211V210H245ZM86 212V211H85ZM89 213L91 211H88ZM114 210L111 207V209H109L108 211H106L105 215L102 214L100 215L104 220V217H107V219H115L116 221H114V226L117 227L118 232L119 233H123L124 229L126 228L124 226V221L123 219H119V217H116V214L114 215ZM118 212V211H117ZM234 212V211H233ZM244 212V211H243ZM247 212V211H246ZM107 213L109 214H113L112 216L110 215H106ZM119 213V212H118ZM135 213V212H134ZM143 213V212H142ZM202 216L209 220V218H211L212 213H210V211H208V209H206V207H204L201 211ZM215 213V211L213 212ZM222 213V212H221ZM226 213V211L224 212ZM249 213V212H248ZM247 213V214H248ZM258 213V212H257ZM260 213V212H259ZM263 214V212H261ZM39 214V213H38ZM62 214V213H61ZM92 216V213H90ZM94 214V213H93ZM98 214V213H97ZM125 214V213H124ZM127 214V213H126ZM160 214V213H159ZM219 214V213H218ZM250 214V213H249ZM86 215V214H85ZM197 215V214H196ZM246 215V214H242L241 216ZM255 215V214H254ZM259 215V214H258ZM54 216V215H53ZM119 216V215H118ZM123 216V215H122ZM184 216V214H183ZM216 216V215H215ZM223 216V215H222ZM225 216V215H224ZM240 216V217H241ZM46 217V216H45ZM56 216H54L55 218ZM125 217V216H124ZM167 217V216H166ZM221 217V216H220ZM230 217V216H229ZM239 217V216H238ZM249 217V216H248ZM247 217V218H248ZM259 216H256L255 218H257ZM58 218V217H57ZM89 218V217H88ZM98 218V217H97ZM97 218L95 219V221H99L97 220ZM100 218V217H99ZM121 218V217H120ZM198 218V217H197ZM203 218V219H204ZM217 218V217H216ZM227 218V217H226ZM91 219V217L89 218V220ZM105 219V220H107ZM129 219V218H128ZM224 219V218H223ZM235 219V217H234ZM246 218H244L245 220ZM250 219V218H249ZM54 220V219H53ZM94 220V219H93ZM142 220V219H141ZM144 220V219H143ZM151 220V219H150ZM176 220V221H177ZM187 220V219H186ZM214 220V219H213ZM220 220V219H219ZM218 220V221H219ZM233 220V219H232ZM239 220V218H238ZM256 220V219H255ZM92 221V220H91ZM94 221V222H95ZM101 221V222H102ZM146 221V219L144 220ZM217 221V222H218ZM258 221V220H257ZM157 222V220H156ZM223 222V221H222ZM234 222V220H233ZM260 222V221H259ZM113 223V222H112ZM111 223V224H112ZM128 223V222H127ZM196 223V222H195ZM227 223V222H225ZM231 223V222H230ZM57 224V223H56ZM96 224V223H95ZM102 224V223H101ZM107 224V223H105ZM145 224V223H144ZM211 226H213V224H215V221H211ZM221 224V223H220ZM249 224V223H248ZM256 224V223H255ZM258 224V223H257ZM104 225V223L102 224V226ZM182 225V224H181ZM192 225V224H191ZM245 225V224H244ZM98 226V225H97ZM107 226H109V224H107ZM128 226V224H127ZM158 226V225H157ZM178 226V225H177ZM188 226V225H187ZM210 226V227H211ZM218 226V225H217ZM235 226V224H234ZM238 226V225H237ZM236 226V227H237ZM259 226V225H258ZM22 227V226H21ZM58 227V226H57ZM105 227V226H104ZM186 227V226H185ZM223 227V226H222ZM221 227V228H222ZM228 227V226H227ZM243 227V226H242ZM254 227V226H253ZM110 228V226L108 227ZM241 228V227H240ZM245 228V227H244ZM247 228V227H246ZM262 228V226H261ZM23 229V228H22ZM53 229V228H52ZM100 229H101V225H100ZM103 229V228H102ZM116 229V228H115ZM191 229V228H190ZM249 229V228H247ZM246 229V230H247ZM257 229V228H256ZM60 230V229H59ZM96 230V229H95ZM94 230V231H95ZM98 230V229H97ZM179 230V229H178ZM211 228L208 227V231H210ZM235 230V229H234ZM240 230V229H239ZM243 230V229H242ZM255 230V229H254ZM253 230V231H254ZM58 231V230H56ZM101 231V230H100ZM105 231V230H104ZM111 231V229H110ZM129 231V230H128ZM203 231V230H202ZM223 231V230H222ZM225 231V230H224ZM232 231V230H231ZM241 231V230H240ZM260 231V230H259ZM59 232V231H58ZM80 232V233H81ZM204 232V231H203ZM218 232V231H216ZM220 232V230H219ZM239 232V231H238ZM243 232V231H242ZM78 233V232H77ZM118 233V234H119ZM211 233V231H210ZM230 233V232H229ZM236 233V231L234 232ZM251 233V232H249ZM248 233V234H249ZM255 233V231H254ZM252 232L251 236H249V238L247 237V245L245 248V253L244 254V258L242 259V261L239 264H264V238L260 239V236H256ZM260 233H264V232H258ZM35 234V233H34ZM82 234V233H81ZM85 234V236H86ZM94 234V233H93ZM111 234V233H110ZM201 234V233H200ZM199 234V235H200ZM217 234V233H216ZM219 234V233H218ZM228 234V233H227ZM238 234V233H237ZM247 234V235H248ZM48 235V234H47ZM100 235V234H99ZM120 235V234H119ZM175 235V234H174ZM180 235H184L186 236V232L179 230L177 237ZM223 236V234H221ZM244 235V234H242ZM264 235V234H261ZM96 236V235H95ZM108 236V235H107ZM161 236V235H160ZM214 236V235H213ZM32 237V236H31ZM117 237V236H116ZM168 237V235H167ZM191 237V236H190ZM200 237V236H199ZM209 237V236H208ZM228 236L226 235V238ZM243 237V236H242ZM245 237V236H244ZM52 238V237H51ZM81 238V237H80ZM80 238L78 240H80ZM109 238V236L107 237ZM119 238V237H118ZM117 238V239H118ZM150 238V237H149ZM215 238V237H214ZM218 238V237H217ZM225 238V239H226ZM234 238V237H232ZM85 239V238H84ZM90 239V238H89ZM128 239V238H127ZM164 239V238H163ZM166 239V238H165ZM168 239V238H167ZM210 239V238H209ZM230 239V238H229ZM238 239V238H237ZM18 240V239H17ZM94 240V239H93ZM102 240V239H101ZM160 240V239H159ZM222 241V239H220ZM219 240V241H220ZM241 240V239H240ZM47 241V240H46ZM118 241V240H117ZM122 241V240H121ZM125 241V240H124ZM226 241V240H225ZM14 242V241H13ZM16 242V241H15ZM49 242V241H47ZM69 242V241H68ZM95 242V241H94ZM102 242V241H101ZM100 242V243H101ZM109 242V241H108ZM119 242V241H118ZM123 242V241H122ZM194 242V241H193ZM34 243V242H33ZM52 243V242H50ZM74 244V242H72ZM71 243V245H72ZM76 243V242H75ZM107 243V242H106ZM115 243V242H114ZM120 243V242H119ZM117 243V246L118 244ZM135 243V242H134ZM228 243V242H226ZM240 243V242H239ZM18 244V243H17ZM49 244V243H48ZM136 244V243H135ZM164 244V243H163ZM192 243H190L189 239H186V241L184 242L183 245H181L179 248H177L176 246L179 244H174L172 243L171 248L169 249V251L175 252V255H179V257H184L186 258V260L184 261V264H231L232 260H234V258H236L235 255L239 254L238 252V248L240 247L239 244H236L238 246H236V250H232V253L227 254V252L225 253L226 255L221 256L224 253L225 247L223 248V250L216 248L215 251H212V248L209 250H205V248L202 246L199 248L200 252L197 254H193L192 257H190V254L193 251H196L198 246L196 243L193 244V246L191 245ZM229 244V243H228ZM53 245V244H52ZM58 245V246H59ZM94 245V244H93ZM107 245V244H106ZM151 245V243L149 244V246ZM162 245V244H161ZM166 245V244H165ZM164 245V246H165ZM169 245V242H168ZM217 245V244H216ZM226 245V244H225ZM234 245V244H232ZM231 245V246H232ZM244 245V246H245ZM51 246V245H50ZM55 246V245H53ZM113 246V245H112ZM228 246V245H227ZM235 246V245H234ZM232 246V247H234ZM243 246V247H244ZM77 247V246H76ZM75 247V248H76ZM94 247V246H93ZM96 247V246H95ZM116 247V246H115ZM129 247V246H125ZM144 247V246H143ZM151 247V246H150ZM163 247V246H162ZM166 247V246H165ZM170 247V246H169ZM230 247V246H229ZM228 247V248H229ZM50 248V247H49ZM58 248V247H56ZM117 248V247H116ZM161 248V247H160ZM242 248V246H241ZM54 248H52L53 250ZM101 249V248H100ZM110 249V248H109ZM135 249V248H134ZM153 249V248H152ZM232 249V248H231ZM45 250V249H44ZM49 250V249H48ZM57 251V249H55ZM55 250H53L55 252ZM92 250V249H91ZM98 250V249H97ZM139 250V249H138ZM198 250V251H199ZM50 251V250H49ZM48 251V252H49ZM67 251V252H68ZM79 251V250H78ZM88 251V250H87ZM93 251V250H92ZM105 251V250H104ZM168 248H163L162 252H166L167 253ZM37 252V251H36ZM51 252V251H50ZM120 252V251H119ZM122 252V251H121ZM131 252V251H130ZM58 253L60 255H62L59 251ZM70 253V251L68 252ZM104 253V252H103ZM108 253V252H107ZM133 253V251H132ZM194 253V252H193ZM241 253V252H240ZM36 254V253H35ZM51 254V253H50ZM53 254V253H52ZM58 254V256H59ZM83 254V251H82ZM123 254V253H122ZM145 254V253H144ZM42 254H40V256H42ZM54 255V254H53ZM90 255V254H89ZM110 255V254H109ZM57 255H54L53 257H55ZM50 257V258H53ZM124 257V256H123ZM40 258V257H39ZM42 258V257H41ZM46 258V257H45ZM43 258V260L45 259ZM73 258V257H72ZM118 258L120 259V257L118 256ZM122 258V257H121ZM126 258V257H125ZM174 258V257H171ZM54 259V258H53ZM139 259V258H137ZM151 259V258H149ZM158 261L157 264H163L164 262H168L167 261V256L166 255H158L157 257ZM169 259V258H168ZM181 259V258H180ZM230 259V260H229ZM65 260V259H64ZM70 262H72V260L69 258ZM68 260V261H69ZM237 260V259H236ZM42 261V259H41ZM40 261V262H41ZM45 261V260H44ZM53 261V260H52ZM54 261H57L54 259ZM67 261V260H66ZM94 261V259L92 260ZM112 261V260H111ZM125 262H122V264H133L130 262L129 259L124 260ZM150 261V260H149ZM153 261V260H152ZM156 261V260H155ZM180 261V260H179ZM39 262V261H38ZM47 262V261H46ZM151 262V261H150ZM235 262V261H234ZM43 263V261H42ZM45 263V262H44ZM69 263V262H68ZM85 263V262H84ZM114 263V262H113ZM136 263V262H135ZM179 262H177L178 264ZM51 264V263H50ZM64 264V261H63ZM90 264V262H89Z\"/></svg>",
  "mask_w": 264,
  "mask_h": 264
},
{
  "label": "clouds",
  "instance_id": "obj_3",
  "mask_svg": "<svg viewBox=\"0 0 264 264\" xmlns=\"http://www.w3.org/2000/svg\"><path fill=\"white\" fill-rule=\"evenodd\" d=\"M190 136L185 140L186 152L191 151L196 143L201 139L204 128L199 121L192 123ZM154 159L164 173H170L173 169L186 170V161L180 156L179 152L174 151L170 145H165ZM239 167V156L235 152L227 154L219 163L207 168L195 178L192 191L196 195L215 196L220 192L225 184L226 176L234 172Z\"/></svg>",
  "mask_w": 264,
  "mask_h": 264
}]
</instances>
